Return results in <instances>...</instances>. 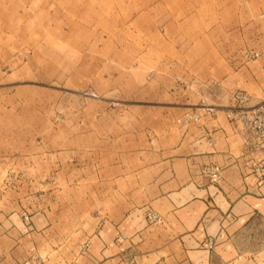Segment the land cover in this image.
Wrapping results in <instances>:
<instances>
[{
	"label": "rangeland",
	"instance_id": "obj_1",
	"mask_svg": "<svg viewBox=\"0 0 264 264\" xmlns=\"http://www.w3.org/2000/svg\"><path fill=\"white\" fill-rule=\"evenodd\" d=\"M263 99L264 0H0V236L45 215L82 240L118 221L154 110L187 128Z\"/></svg>",
	"mask_w": 264,
	"mask_h": 264
},
{
	"label": "crops",
	"instance_id": "obj_2",
	"mask_svg": "<svg viewBox=\"0 0 264 264\" xmlns=\"http://www.w3.org/2000/svg\"><path fill=\"white\" fill-rule=\"evenodd\" d=\"M154 111L152 135L118 158V221L76 241L35 216V231L22 222L0 236V264H264V183L252 175L264 151L244 145L224 110L187 128L176 119L191 110ZM211 165L223 169L217 184Z\"/></svg>",
	"mask_w": 264,
	"mask_h": 264
},
{
	"label": "built area",
	"instance_id": "obj_3",
	"mask_svg": "<svg viewBox=\"0 0 264 264\" xmlns=\"http://www.w3.org/2000/svg\"><path fill=\"white\" fill-rule=\"evenodd\" d=\"M208 114H214V110H207ZM228 117L236 125L240 126L244 145L252 151H264V99L245 110H229ZM200 115L194 114L186 118V123L199 120ZM204 174L213 184L223 179V169L218 165L208 166ZM252 175L258 183H264V160L256 163L252 168Z\"/></svg>",
	"mask_w": 264,
	"mask_h": 264
}]
</instances>
